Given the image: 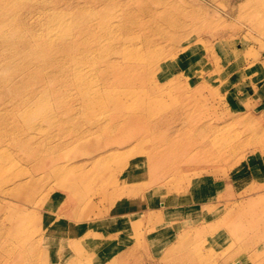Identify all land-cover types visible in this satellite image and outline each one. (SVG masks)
<instances>
[{
	"label": "rangeland",
	"instance_id": "obj_1",
	"mask_svg": "<svg viewBox=\"0 0 264 264\" xmlns=\"http://www.w3.org/2000/svg\"><path fill=\"white\" fill-rule=\"evenodd\" d=\"M130 1L46 0L61 17L50 25L55 41L69 30L85 47L99 45L88 72L72 69L70 56L62 75L60 56L7 65L10 51L0 42V130L16 139L0 145V264H264V0ZM4 30L24 34L0 24ZM17 80L27 100L46 88L39 104L9 94ZM130 85L150 90L126 97L123 111L143 124L132 128L136 138L116 146L92 133L76 144L75 133ZM85 102L90 109L77 113ZM144 102L153 109L141 110ZM21 114L35 127L28 155L15 145ZM95 138L102 154L129 152L125 166L97 159L86 148ZM54 145L60 149L48 150ZM44 154L58 156L63 171L30 176ZM9 212L23 213L17 222L36 249L19 263ZM54 223L68 228L66 236H49Z\"/></svg>",
	"mask_w": 264,
	"mask_h": 264
},
{
	"label": "bare ground",
	"instance_id": "obj_2",
	"mask_svg": "<svg viewBox=\"0 0 264 264\" xmlns=\"http://www.w3.org/2000/svg\"><path fill=\"white\" fill-rule=\"evenodd\" d=\"M129 2L131 1L129 0ZM66 4L69 5V8H73L71 2L66 1ZM53 9H55L54 6L50 5V3L46 2V0H0V24H3V25L8 24L11 27V29L14 31V33H18V35H21L19 33H21L22 31L24 32V34L19 37H16L12 35L11 33H8L5 30L0 32V39H1L0 42L1 43L3 42L10 51L8 52L9 53L8 57L5 59L7 65L11 63H16V61H18L22 63L20 68L28 67L30 66L31 60L34 56H41V57L48 58V59L49 57L54 58L56 56H60L57 61V65H58L57 71L60 75H62L64 74L65 59L70 56L71 58H73V63L71 67L72 69L78 70L79 67H83V68L85 67L86 71H87V68L89 70V64H88L89 58H90L89 56L91 52L98 50L99 45H97V47L95 48L89 49L88 47H85L82 40H80L82 36L80 32L76 31L75 33H72V32L70 33L69 30H67V33L63 34L61 38L55 41L52 35H50L51 33L50 31H51V28L53 29L54 26L61 21V17L60 16L58 17V14L54 13ZM71 11H73V9ZM50 25H51V28H50ZM42 30H46L45 34L40 33V31ZM114 50L115 52L113 53H117V50L116 49ZM110 53L111 52L103 55L101 58V61L102 62L105 61L104 63H106V60H107L108 62ZM133 55H134L133 56L134 58L137 57V54L135 52H133ZM98 68L99 69L101 68L99 64H98ZM90 70L95 73L98 71L96 68V65L91 67ZM98 73L99 75H101L103 73V70H99ZM24 84H25L24 81L17 80L14 83H11L10 86L6 88V90H8L11 96H15L16 93L18 92L20 94V98L18 97V99L22 103H27V101H29L30 99H33L28 105L39 104L41 99L43 98L46 88H43L41 90L36 89L32 93V96L34 97L27 100V98L25 99L24 95L20 93V90H22V87ZM40 85H43V84L33 85V86L31 84L30 87L32 86L31 87L32 89L34 86H40ZM90 85L91 83H86L85 81H83L82 84L79 86H81L82 90H87V88ZM107 89H104L103 92L104 93L108 92ZM149 92L150 90L146 91L142 89L141 87L137 88L134 85H130L129 87L121 90L120 91L121 98H119V100H107V103L105 102L107 105L106 107L109 109V112L103 111L101 113L99 112L98 115L92 116L91 119L89 120L88 126L85 129L78 130L75 133L76 144L79 142L78 144L80 146H85V144H81V142H83V138L91 135L92 133H96L97 135H105V138H106L105 141L110 143V145L114 144L116 146L122 145L123 144L122 142L126 141L127 139H131L133 137L136 138L137 136L136 132L138 130H132V128L134 126H137V128L138 126L143 127V124L140 125V123L137 120L138 117L135 116L134 114L129 113V112L125 114V111H123L125 110V106H126V102H125L127 100L126 97L128 95H133L135 93H139L143 97H146V96L148 97ZM2 97L3 96L0 95V106L2 104V107H5L6 104H3ZM153 106L154 105H152V103L144 102L140 105V108L141 110L144 109V110L151 111L153 109ZM81 109H83L82 111L89 110L90 105L87 102H85L79 105L75 110L78 113L79 111H81ZM52 118L53 117L51 115H46L44 117V120H46L48 123V121H51ZM21 120L22 122L16 125L15 130L21 131L22 137L16 142L17 144L15 143L14 144L19 146L21 150L27 152L26 154L28 155L35 151L34 148L28 145V143L26 142L27 139L33 138L30 132H32L35 129V127L32 126V123L30 122L31 119L27 118L23 114H21ZM106 121L110 124H115V126H113L111 130L104 132L102 131L103 130L102 125ZM58 123L59 125H62L60 120L58 121ZM116 133H118V135ZM4 138H10L12 142L16 141V139H14V136H12L9 131L0 130V145H1L2 139ZM97 141L99 142V139L95 138V140L92 143L88 142L86 144V148H94L95 150H97L96 151L98 152L97 159H100L102 161L105 160L106 162L109 159L116 158L117 160H119L118 165L120 166V168L125 166L128 160H126L127 157H124V156H126V154H128L129 152H125V155H123V157L120 156L119 158H117L118 157L117 155L111 154V152L102 154V152L105 151V149H101L100 147H98L96 143ZM170 144L171 143H169V145L166 144L168 145L166 147H169ZM171 145L173 146V144ZM50 148L60 149V147L56 145L52 147L51 146L48 147V150ZM57 157H51L49 155L44 154L39 162L34 163L31 166V168H29V169H32V171L29 172V175L31 176L33 171H37L39 169L44 170V169H49V168L52 169L54 172L56 171L62 172L65 166L55 165L56 162L54 160H56ZM115 163H117V161ZM65 172L66 173L63 174L64 179H68L69 177L72 176L70 174V169L66 170ZM75 178H77V180H82L83 176H75ZM13 182L14 181H12V183ZM17 185L20 188V186L22 185V182L17 183L16 186ZM129 191L135 192L136 189L131 187ZM20 217H23L22 212H9L6 214L7 220L9 221L11 220L15 222V225L12 226V229L9 232H7V235L12 236V237L17 236L18 238L21 239L17 242L18 251L16 252V255H14L13 257V258H16L17 263L20 262V259L26 258L28 255L32 254L36 250L34 242H32L29 237L25 236L27 232H24L25 229L21 228V226L24 224L22 223L20 225L17 222L20 219ZM13 224L14 223L12 222L11 225ZM53 225H52V228L48 230L51 231L54 236L51 233L49 234V236H51L52 238L57 235L61 237L66 236L65 234L68 232L67 231L68 228L66 229L65 227L60 226L58 223H54ZM1 236L2 234L0 233V237ZM52 238H50V240ZM65 246H68V245L65 243H62L60 249ZM75 247H79L78 243H75L72 245V248H74V250H76ZM60 258H61V253L58 256V259ZM54 264H59V263L55 262Z\"/></svg>",
	"mask_w": 264,
	"mask_h": 264
}]
</instances>
